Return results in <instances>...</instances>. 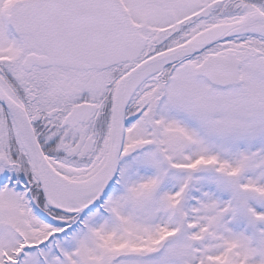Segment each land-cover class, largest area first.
I'll list each match as a JSON object with an SVG mask.
<instances>
[{
    "label": "snow or ice",
    "instance_id": "snow-or-ice-1",
    "mask_svg": "<svg viewBox=\"0 0 264 264\" xmlns=\"http://www.w3.org/2000/svg\"><path fill=\"white\" fill-rule=\"evenodd\" d=\"M0 264H264V0H0Z\"/></svg>",
    "mask_w": 264,
    "mask_h": 264
}]
</instances>
